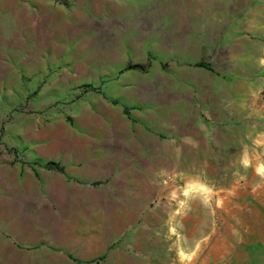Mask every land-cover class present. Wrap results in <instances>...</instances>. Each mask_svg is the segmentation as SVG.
I'll list each match as a JSON object with an SVG mask.
<instances>
[{
  "label": "crops",
  "instance_id": "0c3cea01",
  "mask_svg": "<svg viewBox=\"0 0 264 264\" xmlns=\"http://www.w3.org/2000/svg\"><path fill=\"white\" fill-rule=\"evenodd\" d=\"M176 1L150 66L147 40L68 53L87 14L0 11V113L20 93L32 112L0 116V264H128L132 220L175 203L195 156L258 138L264 0Z\"/></svg>",
  "mask_w": 264,
  "mask_h": 264
},
{
  "label": "rangeland",
  "instance_id": "374dc122",
  "mask_svg": "<svg viewBox=\"0 0 264 264\" xmlns=\"http://www.w3.org/2000/svg\"><path fill=\"white\" fill-rule=\"evenodd\" d=\"M46 3L69 13L88 15L77 21L84 30V38L67 40L68 53L82 48L91 54L93 49L105 48L107 40H126L132 44L126 45L131 50L128 54L134 56V42L147 40L146 66H150L154 63L150 48L160 24L156 14L165 5L177 1L0 0V11L17 14L27 7L37 9ZM89 36L91 40H87ZM136 62L132 59L130 64ZM18 96L17 106L4 110L0 116L10 119L32 113L26 93ZM257 122L252 130L253 136L255 132L258 134L257 139L241 141L240 132L235 131L227 134L235 139L228 140L225 148L204 150L209 156H195L193 177L180 174L178 189L173 190V205L149 206L145 217L132 220L128 264L187 261L202 264L208 253L209 264H264V106L261 101ZM242 133L250 134V131L244 128ZM50 264L78 263L51 255Z\"/></svg>",
  "mask_w": 264,
  "mask_h": 264
},
{
  "label": "trees",
  "instance_id": "16d2710c",
  "mask_svg": "<svg viewBox=\"0 0 264 264\" xmlns=\"http://www.w3.org/2000/svg\"><path fill=\"white\" fill-rule=\"evenodd\" d=\"M198 66L205 67V68L209 67L204 62L199 63ZM129 68H132V69H144V66L143 65H129Z\"/></svg>",
  "mask_w": 264,
  "mask_h": 264
}]
</instances>
